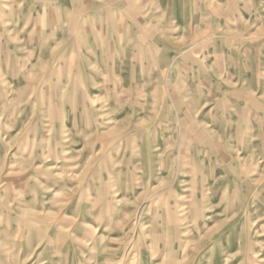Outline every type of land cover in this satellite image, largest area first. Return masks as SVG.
Listing matches in <instances>:
<instances>
[{
    "label": "rangeland",
    "instance_id": "rangeland-1",
    "mask_svg": "<svg viewBox=\"0 0 264 264\" xmlns=\"http://www.w3.org/2000/svg\"><path fill=\"white\" fill-rule=\"evenodd\" d=\"M0 264H264V0H0Z\"/></svg>",
    "mask_w": 264,
    "mask_h": 264
}]
</instances>
